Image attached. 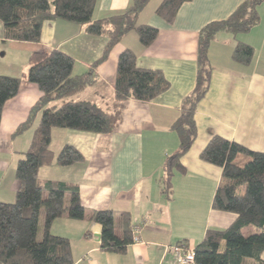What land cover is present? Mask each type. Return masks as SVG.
<instances>
[{
    "label": "crops",
    "instance_id": "1",
    "mask_svg": "<svg viewBox=\"0 0 264 264\" xmlns=\"http://www.w3.org/2000/svg\"><path fill=\"white\" fill-rule=\"evenodd\" d=\"M130 1L98 0L94 20L123 12ZM152 1L139 15L137 24L156 28L155 42L143 48L136 33L127 34L94 69V83L73 98L108 111L109 133L103 136L53 130L50 149L54 155L69 145L83 156V161L66 168L53 162L38 172L42 180L77 184L86 216L94 210H111L119 231V216L127 213L131 228H140V242L131 243L119 255L100 250L99 224L65 216L56 219L50 233L69 240L72 264H175L171 247L181 242L195 247L208 231L223 232L236 220L234 214L211 207L222 182V170L199 158L209 140L219 136L250 151L264 152L263 2L258 8L260 21L253 30L236 37L218 33L211 43L210 87L195 114L197 137L181 158L184 172L175 174L170 200L161 193L162 165L178 146L171 126L179 115L182 100L195 85L199 32L211 22L229 18L245 0H192L181 6L171 24L155 13L162 0L149 5ZM238 42L253 49L251 65L232 61V50ZM106 43L104 38L86 35L84 26L60 19L43 25L37 44L9 41L0 22V75L21 80L17 96L4 105L1 115V203L15 199V169L29 149L39 122L38 116L31 135H26L27 131L14 136L41 96L37 87L27 82L30 55L36 51H61L73 59V75L80 76L102 56ZM126 49L135 53L139 68L161 71L170 83L169 90L149 103L117 100V60Z\"/></svg>",
    "mask_w": 264,
    "mask_h": 264
},
{
    "label": "trees",
    "instance_id": "2",
    "mask_svg": "<svg viewBox=\"0 0 264 264\" xmlns=\"http://www.w3.org/2000/svg\"><path fill=\"white\" fill-rule=\"evenodd\" d=\"M149 1L131 0L123 12L94 20L98 0H0V22L6 40L37 44L43 25L58 19L84 26L86 35L107 40L102 56L87 73L80 76L73 75L74 61L61 51H36L29 57L27 82L35 85L41 96L14 136L29 130L38 116L39 122L29 149L23 153L15 169L14 177L18 183L15 199L12 203L0 202V264H72L69 240L50 233L52 223L63 216L99 224L101 251L121 255L132 243L130 216L127 213L119 216L118 231L116 215L111 210H94L85 215L77 184L42 180L38 172L53 162L66 168L83 161V156L69 145L63 146L54 155L50 149L53 130L103 136L109 133L108 111L91 102L74 101L73 98L94 83V69L108 58L112 49L127 34L136 33L143 48L155 42L158 30L137 24ZM190 1L162 0L155 13L171 24L181 6ZM263 2L245 0L229 18L211 22L199 32L195 85L182 100L179 115L171 126L178 139L177 149L162 165L161 193L169 200L175 174L184 172L181 158L197 137L195 114L209 91L211 80L209 47L218 33L236 37L253 30L260 21L258 8ZM253 58V49L241 42L232 50L231 59L239 65L249 66ZM20 85L19 78L0 75V122L4 105L17 96ZM169 88L170 83L161 71L139 68L137 56L131 50L120 53L114 84L117 100L149 103ZM245 157L248 161L240 164ZM199 158L222 170V182L212 198V209L234 214L236 220L223 232L206 233L204 239L193 247L197 262L264 264V152L250 151L235 142L213 136ZM41 209L44 223L39 242L37 233ZM248 227H254L256 233L244 236L242 230Z\"/></svg>",
    "mask_w": 264,
    "mask_h": 264
},
{
    "label": "built area",
    "instance_id": "3",
    "mask_svg": "<svg viewBox=\"0 0 264 264\" xmlns=\"http://www.w3.org/2000/svg\"><path fill=\"white\" fill-rule=\"evenodd\" d=\"M130 234L133 244L140 242V228L138 226H133ZM170 252L172 253L175 264H199L196 260L194 248L184 243L174 245L170 248Z\"/></svg>",
    "mask_w": 264,
    "mask_h": 264
},
{
    "label": "rangeland",
    "instance_id": "4",
    "mask_svg": "<svg viewBox=\"0 0 264 264\" xmlns=\"http://www.w3.org/2000/svg\"><path fill=\"white\" fill-rule=\"evenodd\" d=\"M155 1L157 2V0H153L152 1V3L151 4H149V5H153V3H155ZM151 7V6H150ZM151 9V8H150ZM130 35H135L134 33H132V34H130ZM34 127V125L31 127V128H33ZM30 128V129H31ZM30 129L29 130H27L26 132L28 133V134H26V135H31V133H32V131H30ZM27 136H25L24 138H26ZM172 155V154H171ZM248 161V158L247 157H245V160H243V161H240V164H244V163H246ZM43 223H44V212H43V210L41 209L40 210V214H39V227H38V233H37V241H41V239H42V230H43ZM242 233H243V235L244 236H249V235H251V234H254V233H256V229L254 228V227H248V228H245V229H243L242 230Z\"/></svg>",
    "mask_w": 264,
    "mask_h": 264
}]
</instances>
